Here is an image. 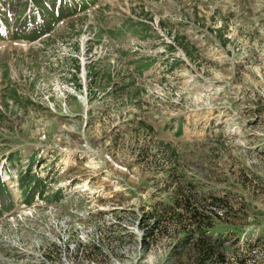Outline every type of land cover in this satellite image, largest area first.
Returning a JSON list of instances; mask_svg holds the SVG:
<instances>
[{
  "label": "rangeland",
  "instance_id": "obj_1",
  "mask_svg": "<svg viewBox=\"0 0 264 264\" xmlns=\"http://www.w3.org/2000/svg\"><path fill=\"white\" fill-rule=\"evenodd\" d=\"M68 1L35 40L0 18V264H181L148 232L188 191L264 264V0Z\"/></svg>",
  "mask_w": 264,
  "mask_h": 264
},
{
  "label": "trees",
  "instance_id": "obj_2",
  "mask_svg": "<svg viewBox=\"0 0 264 264\" xmlns=\"http://www.w3.org/2000/svg\"><path fill=\"white\" fill-rule=\"evenodd\" d=\"M1 2L0 14L3 15V18L6 21L9 19V22L14 18L17 20L15 28L11 29V24L8 27L7 31L10 36L28 40H35L50 32L52 26L60 19L73 15L77 10V8L70 5L68 0H32L30 4L27 3V0H1ZM4 3H8V10L4 9ZM32 3L33 5L30 6ZM18 18L21 19L18 20ZM76 68L80 69L79 65H76ZM133 84L134 82H132ZM141 123V127L151 128L153 132L150 124L144 121ZM161 144L170 153L174 151L170 144ZM33 160L32 157L31 162ZM37 179L31 176L29 179L23 180L21 177V185L23 191H26V197L29 195L30 189L35 187ZM1 183L2 181H0V190L7 188L5 183ZM6 194L2 196L0 193V216L15 206V202L9 194L7 196ZM197 196V193L191 195L189 191L177 193V197L174 200L175 203L169 205L164 214H156L154 223L151 226L152 231L148 233L154 235L156 228L161 225L166 230H169L174 225L184 228V231L189 232L181 240V243L174 246L172 252L176 263L226 264L227 251H225V248L227 247H224L226 240L223 242L221 237L208 234L214 227L215 218L219 215L216 208L218 199L214 196L203 198H198ZM165 217L166 219L164 220Z\"/></svg>",
  "mask_w": 264,
  "mask_h": 264
}]
</instances>
